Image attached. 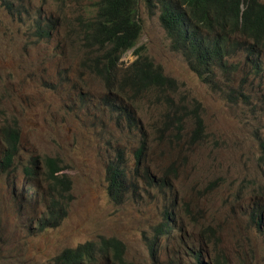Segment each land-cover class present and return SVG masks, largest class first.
<instances>
[{
	"label": "rangeland",
	"instance_id": "rangeland-1",
	"mask_svg": "<svg viewBox=\"0 0 264 264\" xmlns=\"http://www.w3.org/2000/svg\"><path fill=\"white\" fill-rule=\"evenodd\" d=\"M98 1L0 0V129L13 119L21 129L15 163L0 172V264H50L64 248L101 236L125 244L127 264H190L191 249L264 264V51L253 64L240 50L204 81L173 48L157 0H138L135 47L176 84L139 92L122 81L131 49L108 89L83 64L84 22ZM195 108L204 132L193 139ZM120 155L130 184L115 201L106 167ZM45 156L62 161L73 200L63 222L32 231L30 220L49 203ZM35 158L32 182L24 167ZM25 182L32 187L21 195ZM166 216L176 229L162 235Z\"/></svg>",
	"mask_w": 264,
	"mask_h": 264
},
{
	"label": "trees",
	"instance_id": "trees-1",
	"mask_svg": "<svg viewBox=\"0 0 264 264\" xmlns=\"http://www.w3.org/2000/svg\"><path fill=\"white\" fill-rule=\"evenodd\" d=\"M138 0H99L95 15L84 22L83 34L88 48L97 46L96 51L105 49L108 71L101 78L109 89L116 82V66L120 56L133 49L137 58L131 64L132 72L125 73L122 81L131 79L139 92L148 90L149 84L163 88L173 87L176 80L165 75L161 65H156L145 53L144 46L135 47L142 26L137 16ZM152 3V0H146ZM160 20L173 48L181 50L190 67L204 81H209L215 68L224 67L227 57L238 50L246 54L253 64L261 62L264 51V3L260 0H157ZM243 5V8H242ZM94 52L84 58L86 67L92 69L89 60ZM198 107V104L197 106ZM197 108L194 110V114ZM196 125L192 138L196 139L204 132V121L200 113L195 114ZM3 151L0 158V172L10 171L15 163V155L20 147L21 129L16 119L4 124L0 129ZM36 163L32 159L25 165V176L36 180ZM44 176L49 181L47 197L49 203L41 216L30 220L32 231H42L47 227L59 225L68 215L67 202L73 200L71 177L64 173L62 161L55 156H45ZM127 171L122 155L110 160L106 167L107 190L111 199L120 201L126 196L129 187ZM27 180V181H28ZM26 181V182H27ZM24 183L27 190L32 187ZM31 192V191H30ZM37 199L40 194L31 193ZM67 199V201H66ZM261 220V212H257ZM166 216L161 223V234L174 230L175 226ZM258 225H261L257 222ZM156 240L150 241L152 254L156 251ZM195 260L191 264H229L223 255L212 257L207 250L191 249ZM99 256H105L102 264H127L125 244L115 237L101 236L99 240H90L76 247L64 248L50 264H95ZM128 264H132L129 262ZM170 264H182L170 261Z\"/></svg>",
	"mask_w": 264,
	"mask_h": 264
},
{
	"label": "clouds",
	"instance_id": "clouds-1",
	"mask_svg": "<svg viewBox=\"0 0 264 264\" xmlns=\"http://www.w3.org/2000/svg\"><path fill=\"white\" fill-rule=\"evenodd\" d=\"M147 2V1H146ZM262 2V1H261ZM148 3V2H147ZM264 3V2H263ZM148 4H150V3H148ZM242 8H243V5H242ZM137 12H138V1H137ZM90 20V19H89ZM88 21V20H87ZM82 40H83V42H84V45H85V48H86V50H87V53H91V52H94V56L89 60V63H90V65L92 66V69L91 68H89V67H86L85 66V63H84V60H83V64H84V67H86L87 69H89L92 73H94V74H96L97 76H99L100 78H101V74H104L106 71H108V65H107V60H106V58L104 57V55H105V49H102L101 51H99V52H97L96 51V48H97V46H94L93 48H88V43H87V41L85 40V37H84V34H83V38H82ZM134 49V48H133ZM129 50H131V49H129ZM128 50V51H129ZM238 51H240V50H238ZM238 51H236V52H234L233 54H231V55H229L228 57H227V60H226V62L228 61V59H229V57H231V56H233L235 53H237ZM127 52V51H126ZM126 52H124L121 56H120V58L118 59V61H117V64H116V66L112 69L113 71H115V73H116V80L118 79V75H117V72H118V69L120 68V64L122 63V61H123V56H124V54L126 53ZM87 53H86V55H87ZM135 54V53H134ZM136 55V54H135ZM86 57V56H85ZM84 57V58H85ZM136 58H137V56H136ZM135 58V59H136ZM134 62V61H133ZM132 62V63H133ZM131 63V64H132ZM131 66V65H130ZM225 66H226V63H225ZM218 68H221V67H217V68H215V70L214 71H216V69H218ZM124 75V74H123ZM122 75V76H123ZM102 79V78H101ZM103 80V79H102ZM128 80H131V79H128ZM104 81V80H103ZM126 81V80H125ZM132 81V80H131ZM116 83V82H115ZM114 83V84H115ZM132 83H133V81H132ZM107 86V85H106ZM149 86H150V84H149ZM149 86H148V88H149ZM108 87V86H107ZM109 89V88H108ZM123 161V160H122ZM124 164H125V162H124ZM125 168H126V171H127V167H126V164H125ZM27 193V192H26ZM31 193H28V195H30ZM261 212V211H260ZM256 214H257V212H255ZM171 222H172V224H174L173 223V221L172 220H170ZM258 221H262V219L261 220H259L258 219V217L256 218V224H257V222ZM261 224V223H260ZM258 225V224H257ZM175 226V225H174ZM259 227L261 226V225H258ZM175 229H176V227H175ZM174 229V230H175ZM170 231V230H169ZM168 231V232H169ZM264 233V232H263ZM165 234H167V233H164V234H162V235H165ZM190 257L193 259V260H195V257H193L192 255H190ZM192 263V262H191ZM190 263V264H191Z\"/></svg>",
	"mask_w": 264,
	"mask_h": 264
}]
</instances>
